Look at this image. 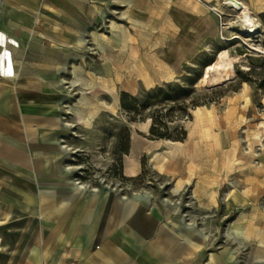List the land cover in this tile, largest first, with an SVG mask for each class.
Listing matches in <instances>:
<instances>
[{
  "label": "rangeland",
  "instance_id": "374dc122",
  "mask_svg": "<svg viewBox=\"0 0 264 264\" xmlns=\"http://www.w3.org/2000/svg\"><path fill=\"white\" fill-rule=\"evenodd\" d=\"M238 1L240 9L230 0H133L113 12L109 22L123 31L121 41L106 24L97 30L111 49L114 43L123 47L110 56L101 55L97 44L91 49L86 58L91 66L78 74L86 85L74 113L83 122L76 119L80 125L70 142L85 176L116 179L125 194L141 193L163 208L190 211L203 239L198 249L205 242L206 249L225 251L237 264H264V13L255 9L264 0ZM220 54L223 64L227 57L234 62L230 78L221 81ZM123 93L139 105L175 93L187 98L188 114L167 119L171 132L183 128L187 139L173 145L152 137V120L124 110ZM195 100L199 106L190 104ZM199 107L203 116L195 113ZM154 109L148 106L145 113ZM160 155L167 158L161 159L162 174ZM130 156L139 166L134 181L124 180ZM175 178L188 185L175 188ZM8 251L2 247L1 257Z\"/></svg>",
  "mask_w": 264,
  "mask_h": 264
},
{
  "label": "crops",
  "instance_id": "0c3cea01",
  "mask_svg": "<svg viewBox=\"0 0 264 264\" xmlns=\"http://www.w3.org/2000/svg\"><path fill=\"white\" fill-rule=\"evenodd\" d=\"M132 2L0 0V249H9L0 264H237L205 242L197 248L190 211L89 178L77 160L78 74L95 44L119 54L97 29L106 24L121 41L109 21ZM177 180L182 191L188 183Z\"/></svg>",
  "mask_w": 264,
  "mask_h": 264
},
{
  "label": "trees",
  "instance_id": "16d2710c",
  "mask_svg": "<svg viewBox=\"0 0 264 264\" xmlns=\"http://www.w3.org/2000/svg\"><path fill=\"white\" fill-rule=\"evenodd\" d=\"M152 94H154V92ZM178 95L179 94L175 93V95H168L167 98L161 99L153 97L150 98L148 102L139 105V101L136 98L131 97L128 93H123L121 104L124 110L131 113L134 117H139L141 121H146L147 119L152 120L150 128L152 137L160 140L166 139L176 143H182L187 139V131L182 128L173 133L167 123L168 118L173 119L174 116L183 117L188 114L189 105L187 103V98L178 97ZM190 104L199 106L200 102L195 100ZM148 106H151V108L156 107V109L146 114L145 112ZM168 107L169 109L167 110ZM177 111H179V113H177Z\"/></svg>",
  "mask_w": 264,
  "mask_h": 264
},
{
  "label": "bare ground",
  "instance_id": "6f19581e",
  "mask_svg": "<svg viewBox=\"0 0 264 264\" xmlns=\"http://www.w3.org/2000/svg\"><path fill=\"white\" fill-rule=\"evenodd\" d=\"M230 4L234 7V8H237V9H240L242 6H241V4L239 3V1L238 0H230ZM255 9L259 12V13H264V3L262 4V3H257L256 5H255ZM244 23V22H243ZM255 29V26H253V24L252 25H250L249 26V30L250 31H253ZM222 54V53H221ZM220 54V58L219 59H222V61L220 62V63H217L216 64V70L218 71V70H220V68H224V70L223 71H225L224 73H225V76H223V74H221L220 75V73H218L220 76H218L217 78H216V80H222L224 77H229L230 76V68L232 67V64L234 63L233 61H232V58H230V57H227V60L224 62V64H223V61H224V58H223V56ZM226 55V54H225ZM210 68V67H209ZM222 71V70H221ZM233 71V70H232ZM209 72V71H208ZM207 72V73H208ZM214 72V71H213ZM234 73V72H233ZM205 77H207V75L205 76ZM211 78V77H210ZM230 78V77H229ZM205 79V78H204ZM209 78H207V80H208ZM212 79V78H211ZM206 80V79H205ZM214 80H215V78H214ZM215 80V81H216ZM226 80H228V78L226 79ZM204 81V80H203ZM212 81H213V79H212ZM224 81V80H223ZM217 83H218V81H216ZM118 103H119V99H118V97L117 96H115V104H114V106L112 107V110L113 111H116V109H117V107H118ZM203 110H204V107H199L196 111H195V113L197 114V115H199V116H203L204 115V112H203ZM99 112H95V115H97ZM77 120L78 121H80L81 123L83 122V117L82 116H78L77 117ZM264 128V127H263ZM262 130V129H261ZM260 133H261V131L259 130L258 131V133H257V135H260ZM262 133H264V130H263V132ZM168 143H170V144H173V145H178V143H174V142H170V141H168ZM166 158V155H160V163H158L157 164V168L160 170V172H161V174L163 173V171H164V169H163V163H162V161L164 160ZM128 159H129V164H128V166H127V170H126V172H127V175H129V176H131V177H136V176H138V174H139V166H138V163H137V161H136V159H135V156H130V157H128ZM161 159H163V160H161ZM167 159V158H166ZM175 192H178V189H176L175 190ZM230 205H231V200L230 199H228L227 200V208H229L230 207Z\"/></svg>",
  "mask_w": 264,
  "mask_h": 264
}]
</instances>
